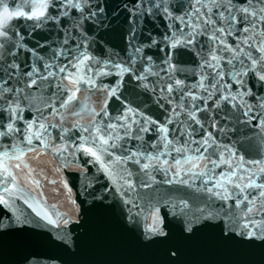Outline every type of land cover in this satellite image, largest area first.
Returning <instances> with one entry per match:
<instances>
[{"label":"snow or ice","instance_id":"6c2138e0","mask_svg":"<svg viewBox=\"0 0 264 264\" xmlns=\"http://www.w3.org/2000/svg\"><path fill=\"white\" fill-rule=\"evenodd\" d=\"M13 7L15 10L11 11L7 0H0V192L4 194L0 195V205H8L6 197L23 191L22 183L34 188L40 186L34 175L36 170L25 157L49 148L58 155L68 153V143L57 147L50 144V138L55 131V141H64L72 131L75 134L68 138L73 149L71 155L83 152L93 157L131 207H139L138 201L132 199L133 195H139L138 188L160 183L153 172H163L167 177L163 181L166 184L190 186V181L200 179L206 186L205 192L224 201L221 208L232 224L223 234L231 238L229 234L235 235L239 230L245 239H264V160L245 161L239 157L233 164L224 151L218 153V138L212 132L201 134L199 131L205 129L199 113L209 110L204 105L192 103L212 101L215 108L226 101L231 107L239 108L245 122L256 121L257 127H264V98L255 107L244 99L253 96L245 87L246 77L251 75L252 79L264 82V0H189L188 11L176 17L171 16L166 0H136L133 10L138 17L137 25L140 18L160 16L161 13L184 25L160 41L150 40L148 46L161 43L169 52L178 46L188 50L196 48L200 55V74L195 84L189 86L176 79L160 89L167 93L178 92L179 96L169 99V103L172 99L177 100L176 107L180 109V112H176V108L170 109L162 123L132 108L107 119L110 115L107 102L110 96H117L116 87H108L102 82L97 84L98 77L111 73L96 70L93 75V67L96 63L108 67L107 62L96 61L83 51L86 41L81 32L83 21L102 11L99 6L92 7V0H22L20 5ZM13 18L32 22L28 25V35L49 24L57 26L61 32L60 46L50 49L52 56L45 59L36 51L43 44L28 48L20 42L18 29L21 26H9ZM130 34L135 35V31ZM77 36L82 37L79 46L73 43L64 47ZM24 51L29 55L22 62L20 55ZM141 52V47H134V53L129 56V67L116 63L111 67L119 70L117 75L133 72V57ZM141 59L147 62L151 58ZM165 62L169 68L173 67L170 60ZM144 71L142 67L133 74L143 80L146 77L140 73ZM147 71L152 73L151 67ZM161 71L167 74V70ZM233 85L237 86L235 92ZM193 88L204 95L194 93ZM81 92L85 93L83 97ZM97 92L104 93L99 111L87 103L89 96ZM185 98H190L187 107L182 103ZM25 112L29 113L27 117ZM181 112L185 115L184 120L179 118ZM84 114L90 119L81 123ZM69 116L75 119L65 127ZM212 126L215 127L214 121ZM150 132L155 133L154 137L145 140L143 134ZM227 155L235 154L228 150ZM105 157H108L107 161ZM217 169L221 171L217 172ZM229 201L234 203L229 204ZM181 203L188 207L186 201ZM36 215L50 224H57L50 214L36 212ZM0 227H3L2 223ZM153 230L159 231V228Z\"/></svg>","mask_w":264,"mask_h":264},{"label":"water","instance_id":"95a60500","mask_svg":"<svg viewBox=\"0 0 264 264\" xmlns=\"http://www.w3.org/2000/svg\"><path fill=\"white\" fill-rule=\"evenodd\" d=\"M7 2L10 10L14 11L13 6L20 5L22 0ZM166 2L172 17L188 11L189 0ZM135 3L136 0H92V7L99 6L102 11L83 21L81 32L86 36L83 51L96 61L107 62L108 67L104 63H96L93 67V75L96 70L111 73L98 77L97 84L102 82L108 87H116L117 96H110L107 102L110 114L107 119L132 108L162 123L169 116L170 109L176 108V112L180 109L176 107L177 100L172 99L169 103V99L179 96V93L162 92L160 89L176 79L189 86L195 84L200 74V55L196 48L188 50L178 46L169 52L161 43L148 46L150 40L160 41L184 25L178 20L173 22L164 13L144 16L137 25L138 17L133 10ZM24 10H28L26 6ZM31 23L23 18H13L9 26L20 25V42L28 48L43 44L36 51L45 59L51 57L50 49L60 46L61 32L57 26L49 24L28 35ZM133 30L135 35L130 34ZM81 39L77 36L74 42L70 40L64 47L73 43L79 46ZM134 47H141L142 52L133 57L135 62L131 68L133 72H139L143 67L145 71L140 73L146 77L143 80L137 79L133 72L117 75L119 70L111 67L113 63L129 67L128 60L134 53ZM28 55L24 51L20 60L25 61ZM141 57L151 59L145 62ZM166 60H170L172 68ZM149 67L155 74L147 71ZM161 69L167 70V74ZM245 79V87L251 90L255 99L253 96H245L244 99L255 107L264 98V82L252 79L251 75ZM236 87L233 85V92ZM192 90L204 95L198 89ZM80 95L83 97L85 93ZM103 95L101 92L90 95L87 103L99 111ZM182 103L187 107L190 98H185ZM192 103L204 105L209 110L199 113L205 129L196 127L201 134L212 132L218 138V153L224 151L233 164L239 157L245 161L264 160V127H257L256 121L245 122L239 108L231 107L226 101L215 108L212 101ZM28 115L25 112V116ZM179 118L185 119L183 112ZM67 119L65 127H69L75 118L69 116ZM89 119L84 114L81 123ZM137 119L144 123L141 117L137 116ZM213 121L215 127L212 126ZM74 134L69 131L64 141L57 142L53 131L50 138V144L57 147L68 143V153L58 155L49 148L25 157L36 170L34 175L40 186L34 188L22 183L23 191L6 197L8 205H0V223L3 224L0 227V264H264V239H245L239 230L235 235L229 234L231 238L223 234L224 229L232 224L221 208L224 201L205 192L206 186L200 179L190 181V186L166 184L163 183L167 179L163 172H153L160 183L153 182L149 188H138L139 195H133L132 199L138 201L139 207H131L93 157L83 152L71 155L73 149L68 138ZM143 135L145 140H151L155 133ZM196 138L199 139V135ZM228 150L235 155H227ZM168 159L172 163L171 157ZM129 167L134 168L131 164ZM219 171L221 169H217ZM133 179H137L135 175ZM0 195L4 194L0 192ZM182 201L187 202V208ZM36 212L52 215L57 224L42 220ZM154 217H159V220H154ZM154 227L159 231L153 230Z\"/></svg>","mask_w":264,"mask_h":264}]
</instances>
